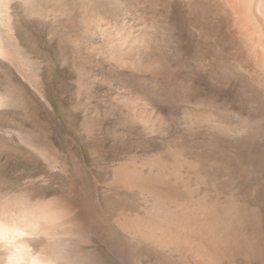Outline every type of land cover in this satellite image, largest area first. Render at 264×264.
Returning <instances> with one entry per match:
<instances>
[{
	"label": "rangeland",
	"instance_id": "1",
	"mask_svg": "<svg viewBox=\"0 0 264 264\" xmlns=\"http://www.w3.org/2000/svg\"><path fill=\"white\" fill-rule=\"evenodd\" d=\"M233 2L0 0V204L81 210L86 264H172L118 222L177 192L264 235V30ZM121 29L145 51L114 48Z\"/></svg>",
	"mask_w": 264,
	"mask_h": 264
},
{
	"label": "bare ground",
	"instance_id": "2",
	"mask_svg": "<svg viewBox=\"0 0 264 264\" xmlns=\"http://www.w3.org/2000/svg\"><path fill=\"white\" fill-rule=\"evenodd\" d=\"M233 1L232 14L237 16L243 26L253 21L259 31L260 28L264 30V0ZM119 31L115 33L120 35ZM122 33L120 39L114 35L118 39L113 42L114 48L127 46L145 51L139 36H134L131 31L128 32L131 34ZM159 66L151 60L148 69L157 71ZM125 169L118 173V180L139 186L140 190L149 193L145 180H149L150 176H144V183L140 182L139 185V178L135 174L137 171L127 172ZM177 194L172 195L176 201L174 198L171 204H165L156 197L145 217L124 216L118 222L119 227L131 232L137 242L149 245L162 256L171 257L172 264H264V235L257 229L251 231L249 217L245 218L243 207L234 203H208L206 200L192 203L191 198L183 199L186 197L183 192V196L180 194L178 198ZM181 197L182 200L179 199ZM84 227L83 212L58 198L2 203L0 264H86L69 249Z\"/></svg>",
	"mask_w": 264,
	"mask_h": 264
}]
</instances>
